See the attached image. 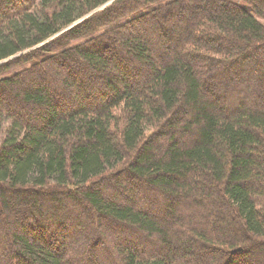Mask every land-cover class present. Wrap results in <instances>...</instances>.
Segmentation results:
<instances>
[{
  "label": "trees",
  "instance_id": "1",
  "mask_svg": "<svg viewBox=\"0 0 264 264\" xmlns=\"http://www.w3.org/2000/svg\"><path fill=\"white\" fill-rule=\"evenodd\" d=\"M0 264H264V0H0Z\"/></svg>",
  "mask_w": 264,
  "mask_h": 264
},
{
  "label": "rangeland",
  "instance_id": "2",
  "mask_svg": "<svg viewBox=\"0 0 264 264\" xmlns=\"http://www.w3.org/2000/svg\"><path fill=\"white\" fill-rule=\"evenodd\" d=\"M102 7H103V6H101V7L97 8V9H100V8H102ZM97 9H96V10H97Z\"/></svg>",
  "mask_w": 264,
  "mask_h": 264
}]
</instances>
